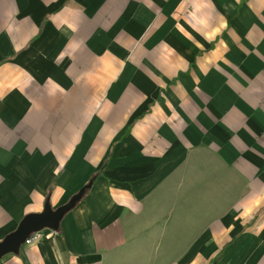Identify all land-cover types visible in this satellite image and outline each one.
I'll return each instance as SVG.
<instances>
[{
	"label": "crops",
	"instance_id": "1",
	"mask_svg": "<svg viewBox=\"0 0 264 264\" xmlns=\"http://www.w3.org/2000/svg\"><path fill=\"white\" fill-rule=\"evenodd\" d=\"M90 181L0 264H264V0H0V241Z\"/></svg>",
	"mask_w": 264,
	"mask_h": 264
},
{
	"label": "water",
	"instance_id": "2",
	"mask_svg": "<svg viewBox=\"0 0 264 264\" xmlns=\"http://www.w3.org/2000/svg\"><path fill=\"white\" fill-rule=\"evenodd\" d=\"M93 181L83 186L78 193L64 205L52 208L48 202L42 212L26 215L19 223L18 227L0 241V260L9 254H18L25 239L35 231L45 228L58 229L63 216L72 209L77 201L81 200L85 191L91 188Z\"/></svg>",
	"mask_w": 264,
	"mask_h": 264
},
{
	"label": "built area",
	"instance_id": "3",
	"mask_svg": "<svg viewBox=\"0 0 264 264\" xmlns=\"http://www.w3.org/2000/svg\"><path fill=\"white\" fill-rule=\"evenodd\" d=\"M51 234L48 235L50 237ZM41 237V231L32 232L24 241L23 244L30 245L36 242Z\"/></svg>",
	"mask_w": 264,
	"mask_h": 264
},
{
	"label": "trees",
	"instance_id": "4",
	"mask_svg": "<svg viewBox=\"0 0 264 264\" xmlns=\"http://www.w3.org/2000/svg\"><path fill=\"white\" fill-rule=\"evenodd\" d=\"M107 161H108V159H107ZM107 161H105V163H104V165H103V168H104L105 165L107 164ZM100 173H102V170H101V172L99 171V172L95 173V174L92 176V178H91L90 180H95L96 176L99 175ZM88 191H89V190H88ZM88 191L86 190L84 194H86V192H88Z\"/></svg>",
	"mask_w": 264,
	"mask_h": 264
}]
</instances>
